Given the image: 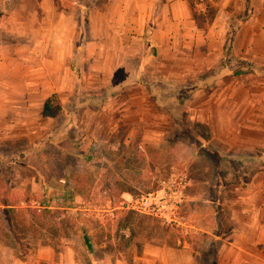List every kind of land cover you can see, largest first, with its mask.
<instances>
[{"label":"crops","instance_id":"1","mask_svg":"<svg viewBox=\"0 0 264 264\" xmlns=\"http://www.w3.org/2000/svg\"><path fill=\"white\" fill-rule=\"evenodd\" d=\"M96 1L36 0L29 17L11 11L2 21L0 143L90 126L97 139L122 130L123 142L134 137L147 147L168 141L167 128L175 127L170 140L178 142L180 126L192 133L201 123L209 153L234 148L235 158H264V0ZM82 26L87 38L79 41ZM52 93L60 113L43 117ZM248 162L233 167L245 179L208 186L202 247L173 237L176 243L141 246L138 264H264V164Z\"/></svg>","mask_w":264,"mask_h":264},{"label":"rangeland","instance_id":"2","mask_svg":"<svg viewBox=\"0 0 264 264\" xmlns=\"http://www.w3.org/2000/svg\"><path fill=\"white\" fill-rule=\"evenodd\" d=\"M63 1L66 7H76L78 2L91 6L96 0ZM35 5L36 0H0V27L9 13L23 19ZM81 28L78 40L84 41L87 28ZM25 31L34 34L29 28ZM231 32L227 44L232 42ZM187 96L186 91L179 94L178 102ZM184 125L176 130L178 142L170 140L173 127L164 133L168 141L147 142V147L134 137L123 142L122 130L109 138L101 133L97 139L90 126L80 132L72 129L0 143V264L17 257L29 264H109L118 258L138 264L141 246L176 243L177 236L202 247L208 236L202 224L208 186L230 187L235 177L245 176L234 174L233 167L247 165L248 158H235L240 152L234 148L221 149L225 154L209 153L207 126L198 123L191 133ZM58 126L57 120L53 131ZM250 162L261 166L264 158ZM180 177L185 181L183 202L174 209L162 181ZM147 195L165 208L158 214L146 213L139 202ZM223 214L228 223V212ZM224 226L227 229L228 224ZM209 229H216L214 222ZM180 230L188 232L181 236L175 232Z\"/></svg>","mask_w":264,"mask_h":264},{"label":"built area","instance_id":"3","mask_svg":"<svg viewBox=\"0 0 264 264\" xmlns=\"http://www.w3.org/2000/svg\"><path fill=\"white\" fill-rule=\"evenodd\" d=\"M162 186L169 189L170 192L167 194L171 200L174 202V209L177 208V204L183 202V190L182 188L185 187V181L183 177H180L179 180H176L174 178H168L167 180L162 181ZM139 207L142 208L146 213H155L158 214L161 212L165 205L159 203V201H156L155 197L152 195H147L141 197V200L139 202ZM163 215L165 212H163ZM171 217H176V214L174 212H171ZM172 219V218H169ZM168 219V220H169Z\"/></svg>","mask_w":264,"mask_h":264},{"label":"trees","instance_id":"4","mask_svg":"<svg viewBox=\"0 0 264 264\" xmlns=\"http://www.w3.org/2000/svg\"><path fill=\"white\" fill-rule=\"evenodd\" d=\"M231 44L232 42H228V44H226V47L224 49L225 55H229ZM237 73H241V71H237ZM60 110H61L60 100L55 93H52L48 97H46L42 108L43 117H57L60 113ZM84 240L86 245L88 247H91L87 235L84 236Z\"/></svg>","mask_w":264,"mask_h":264}]
</instances>
